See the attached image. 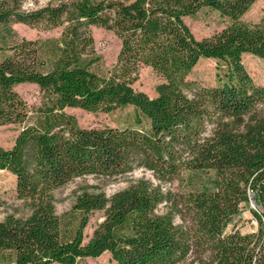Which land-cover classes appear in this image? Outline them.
Returning <instances> with one entry per match:
<instances>
[{
  "label": "trees",
  "instance_id": "obj_1",
  "mask_svg": "<svg viewBox=\"0 0 264 264\" xmlns=\"http://www.w3.org/2000/svg\"><path fill=\"white\" fill-rule=\"evenodd\" d=\"M22 1L0 0V22L61 30L20 36L0 55V125H18L0 145V170L29 204L27 214L0 219V264H87L102 251L115 264H264V82L241 59L264 60V9L249 21L242 15L254 0H48L30 10ZM201 8L225 23L196 37L183 17ZM92 25L119 41L114 62L100 69ZM200 56L214 59L211 85L186 78ZM139 64L164 77L153 96L132 84ZM20 82L37 85L36 103L14 89ZM125 105L133 119L123 125H82L65 110ZM134 167L215 191V209L173 222L177 201L160 182L139 178L108 196L82 189L66 220L54 212L51 190L71 177ZM162 201L169 205L158 212ZM245 208L251 231L234 220ZM96 209L103 216L85 234Z\"/></svg>",
  "mask_w": 264,
  "mask_h": 264
},
{
  "label": "rangeland",
  "instance_id": "obj_2",
  "mask_svg": "<svg viewBox=\"0 0 264 264\" xmlns=\"http://www.w3.org/2000/svg\"><path fill=\"white\" fill-rule=\"evenodd\" d=\"M48 0H23L21 8L30 10V8L43 5ZM264 9V0H254L242 15V18L249 21H256ZM183 20L188 24L190 30L196 37L207 35L220 28L225 23V19L218 15L216 11H209L205 8L199 9L194 15H184ZM61 30V26L43 27L42 25H26L22 22L15 21L9 23L0 22V55L7 45L15 41L20 36L26 38H45L46 36H57ZM91 34L93 36L94 48L101 57V61L95 66L100 69L108 66L115 60V54L119 47V41L116 35L110 29L101 26H91ZM44 57L43 53H40ZM242 63L249 71L256 83L264 82V60L250 53L242 54ZM137 78L133 81V86L137 89L144 90L148 95H155L154 85L161 81L164 77L151 69L145 64H139L137 68ZM214 59L210 57L200 56L198 61L191 67L186 74V78L194 80L199 84L211 85L214 82ZM28 104L38 101L39 90L37 85L32 82H20L14 86ZM65 110L72 113L79 124L86 126L95 125H123L130 123L133 119V108L131 105L115 108L110 112L102 110L89 111L81 107L66 106ZM18 125L14 123H3L0 125V145H9L13 140ZM139 178L150 180L153 184L160 182L163 189H167L170 193L169 197L177 201V211L172 215L173 222L186 223L190 217L195 216L205 210H214L216 203L215 191H198L188 188L181 178H174L171 181H159L155 178L150 170L144 167H134L127 172L113 174L112 176L102 174L86 173L79 176L71 177L62 185L54 187L51 190L53 210L62 220L72 216L70 206L75 199V195L86 189L87 191H100L105 195H109L115 189L127 186L129 183L135 182ZM168 203L160 202L157 209L158 212L167 210ZM253 205V202L249 204ZM179 208V209H178ZM29 204L23 199L15 195L14 175L7 169L0 170V219L6 214H14L21 216L27 214ZM102 209L93 210L88 217L84 226V233L89 234L96 223L102 218ZM235 222L242 231H251L256 227V221L251 218L250 212L245 208L238 213ZM87 264H115L109 257L107 251H102L94 257L87 256ZM49 264H59L57 262Z\"/></svg>",
  "mask_w": 264,
  "mask_h": 264
}]
</instances>
